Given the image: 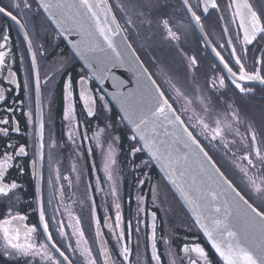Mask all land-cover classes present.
I'll use <instances>...</instances> for the list:
<instances>
[{"label":"snow or ice","instance_id":"obj_1","mask_svg":"<svg viewBox=\"0 0 264 264\" xmlns=\"http://www.w3.org/2000/svg\"><path fill=\"white\" fill-rule=\"evenodd\" d=\"M256 85L264 0H0V264H264Z\"/></svg>","mask_w":264,"mask_h":264},{"label":"flooded vegetation","instance_id":"obj_2","mask_svg":"<svg viewBox=\"0 0 264 264\" xmlns=\"http://www.w3.org/2000/svg\"><path fill=\"white\" fill-rule=\"evenodd\" d=\"M6 22V21H5ZM12 37H13V40H15L16 38V30H15V27L13 26L12 28ZM69 47L66 45L65 42H62L60 44V47L58 49H56V52H64V53H69ZM158 56H161V59H163L164 55L166 54L165 52H161L160 50H157V53H156ZM210 57V56H209ZM142 58H145L146 57H142ZM210 59V58H209ZM69 61H70V67H69V72L71 73V75L73 76V78H77L78 75L80 74L81 72V67L82 65L79 63V61H74V60H71V57L69 56ZM218 66V65H217ZM217 74H220L222 75L223 73L219 71V67H217ZM226 80H227V77H226ZM256 89H257V93H256V96L254 99L252 100H248V103L249 105L253 106L254 108H259L260 105L256 104L253 102L256 101L258 102L259 104H263L264 105V94H262L260 92V86L259 85H256ZM250 102H253V103H250ZM118 111L116 109H114V115L116 117V119L118 120L119 119V116L117 115ZM57 128H59V123L57 124ZM116 131V134L117 135H120L121 136V140L123 141V151L126 153L127 152V149H128V141L126 139L127 135H128V129L121 126L117 129H115ZM91 135V133H90ZM21 143H24V141L22 140ZM68 154V149H65L64 150V155L65 157L67 156ZM96 160H97V164L99 165V156L97 155L96 156ZM26 183H28V181L26 180L25 181ZM25 207H28V205H25ZM125 212L127 213V206H125ZM33 216H35V213L32 214ZM31 222V221H30Z\"/></svg>","mask_w":264,"mask_h":264},{"label":"water","instance_id":"obj_3","mask_svg":"<svg viewBox=\"0 0 264 264\" xmlns=\"http://www.w3.org/2000/svg\"><path fill=\"white\" fill-rule=\"evenodd\" d=\"M71 39L75 40L76 37H71ZM66 44H67V42H66ZM67 45H68V44H67ZM68 46H69V48H70V45H68ZM79 62H80L81 64L83 63L82 61H79ZM116 74L119 75V76L121 77V79L126 80V81L129 83V86H133V80H134V78H133V75H132L131 72H128V71H126V70H124V69H117V70H116ZM101 87H103L105 93H109V94H110L112 91H114V90L112 89V87H111L110 82H108V83H106V84H104V85H101ZM113 103H114V102H113ZM116 109L119 111V107H118V105L116 106Z\"/></svg>","mask_w":264,"mask_h":264},{"label":"rangeland","instance_id":"obj_4","mask_svg":"<svg viewBox=\"0 0 264 264\" xmlns=\"http://www.w3.org/2000/svg\"><path fill=\"white\" fill-rule=\"evenodd\" d=\"M209 58L211 59V57H209ZM253 102L256 103V104H258V105H260V106L263 105L262 103L259 104L258 102L254 101V100H253ZM253 102H250V103H253ZM247 103H248V102H247ZM248 104H249V103H248ZM152 175H153V174H152ZM153 177H154V176H153ZM154 178H158V177H154ZM161 215H162V214H161ZM176 227H177V228H180V221H179V220H177V222H176ZM180 234L183 235L182 232H181Z\"/></svg>","mask_w":264,"mask_h":264},{"label":"trees","instance_id":"obj_5","mask_svg":"<svg viewBox=\"0 0 264 264\" xmlns=\"http://www.w3.org/2000/svg\"><path fill=\"white\" fill-rule=\"evenodd\" d=\"M152 174H153L154 177H158V171L157 170H154Z\"/></svg>","mask_w":264,"mask_h":264},{"label":"bare ground","instance_id":"obj_6","mask_svg":"<svg viewBox=\"0 0 264 264\" xmlns=\"http://www.w3.org/2000/svg\"><path fill=\"white\" fill-rule=\"evenodd\" d=\"M217 67H219V65Z\"/></svg>","mask_w":264,"mask_h":264}]
</instances>
